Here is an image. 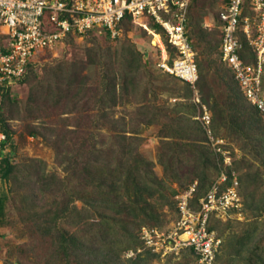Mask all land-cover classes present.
<instances>
[{"label":"trees","instance_id":"trees-1","mask_svg":"<svg viewBox=\"0 0 264 264\" xmlns=\"http://www.w3.org/2000/svg\"><path fill=\"white\" fill-rule=\"evenodd\" d=\"M194 2L189 0L186 24L197 72L194 87L200 103L210 111L212 135L242 152L239 159H231V168L237 175L238 210L244 219L208 217L207 228L220 238L213 264H264V116L243 97L232 71L220 60L216 16L208 32H194L189 15ZM124 22H130L127 16L121 26ZM147 25L159 35L171 60L175 51L162 27L150 19ZM237 39L239 58L252 63L254 53L245 36L238 32ZM71 40L70 36L64 39ZM88 53L96 71L93 79L75 71L69 74L60 62L47 71L46 79L36 82V87L31 85L26 105L34 104L42 113L31 111L27 117L36 121L33 125L42 132L25 117L27 123L18 132V136H42L58 158L61 176L55 171L43 173L33 163L12 164L9 154H4L14 142V131L6 122L11 117L4 111L5 102L11 101L9 89L3 88L6 81L0 84V132L4 134L0 179L9 181L11 194L0 195V222L8 198L14 200L12 203L17 200L23 210L22 222L47 249L46 264H148L158 254L143 248L140 228H160L174 220V196L193 181L195 188L188 204L196 209L198 199L219 172L216 156L195 118L198 105L190 101L193 92L188 83L181 81L179 88L165 86L164 80L155 83L157 77L144 69L141 53L130 44L117 51L89 48ZM27 70H31L30 61L21 77ZM260 89L264 95V67ZM168 91L185 101L171 107L151 103L155 95ZM125 102H136V128L130 130L126 127L130 119L112 117L114 107ZM151 124L158 125L155 160L161 167L160 176L154 172L153 162L138 150L137 127ZM30 167L31 172H26ZM228 168L224 167L227 175ZM19 173L26 183L21 192ZM162 206L173 208L174 217L169 222L160 211ZM137 248L142 250L136 252ZM128 251L133 254L127 256ZM173 257L177 259L170 261ZM166 259L165 264H189L193 251L185 247L177 254H167Z\"/></svg>","mask_w":264,"mask_h":264},{"label":"built area","instance_id":"built-area-1","mask_svg":"<svg viewBox=\"0 0 264 264\" xmlns=\"http://www.w3.org/2000/svg\"><path fill=\"white\" fill-rule=\"evenodd\" d=\"M188 4L189 0H0V34L3 36L0 84L21 77L36 52L64 42L67 36L81 39L90 30L106 34L110 39L118 38L125 16L145 29L144 22L148 19L158 23L175 55L169 60L159 35L149 30L153 38L157 37L153 43L159 52L156 66L190 85L192 99L198 105L195 118L205 130L219 172L198 199L196 209L188 204L195 188L193 181L174 196L177 216L170 221V226L165 230L142 226L139 237L143 248L151 252L177 254L180 249L191 247L193 259L189 264H213L220 238L207 228L208 217L213 215L221 220L234 217L239 212L241 199L230 155L222 147L223 139L212 135L210 113L199 102L194 87L197 78L194 51L186 35ZM216 20L220 60L232 71L243 97L264 116V95L260 89L264 67V0H220ZM203 25L210 28L213 23ZM238 32L245 36L254 53L252 63H243L237 54ZM3 139L4 134L0 132V142ZM225 166L229 167L228 175ZM140 250L142 248H137L136 252ZM132 254L131 251L126 253L127 256Z\"/></svg>","mask_w":264,"mask_h":264},{"label":"rangeland","instance_id":"rangeland-1","mask_svg":"<svg viewBox=\"0 0 264 264\" xmlns=\"http://www.w3.org/2000/svg\"><path fill=\"white\" fill-rule=\"evenodd\" d=\"M193 6L189 8V15L191 16L193 22L194 32H208V28L203 24L205 22L212 23L213 17L220 6V0H194ZM144 22V21H143ZM146 28L138 25L137 23L124 22L121 26V35L118 38L110 39L104 38L103 35L90 32L86 34L85 38H75L69 41H64L55 44L50 49H43L36 52L31 58V70H27L23 77L17 79H12L5 83L4 89H9V94L11 101H6L4 105V111L6 117H11L7 119L6 122L8 127L13 129V143L11 146L6 147L4 154L7 152L10 156V161L15 165H22V163L28 164L33 163L37 165L39 171L43 173L57 172L58 175H62L61 168L59 166L58 158L54 151L49 148L42 136L38 134L36 137L31 136H18V132L23 129V125L27 123L24 117L29 122V124H36V121H32L29 116V112L34 114H41L42 112L37 111L36 105L27 104V94L31 89V85H35L40 81V79H46L47 71H50L51 67H56L60 62L64 63L65 71L69 74L73 71L78 73L79 76H87L89 79L95 77V66L89 61L88 49L92 48L97 50H119L122 47H127L129 44L133 45L134 49L141 53V61L145 65V70L151 72L157 77L155 83H160V80H164L165 86L179 88L183 85L181 80L176 79L172 75H165L158 67L156 62L159 58L158 48L155 38L149 33V27L147 25V20L144 22ZM212 27V26H211ZM192 31L191 28H189ZM218 31L217 29H215ZM218 36V33L216 37ZM3 36L0 34V44L2 43ZM153 39V40H152ZM151 40L153 42H151ZM160 42L162 43L161 39ZM163 44V43H162ZM62 66V68L64 69ZM49 69V70H48ZM37 82V83H36ZM182 93V89H178ZM151 93H148L150 97ZM198 100L200 102L199 96L197 94ZM190 98V101L194 103V100ZM185 101V99L179 97H173V94L168 92H163L155 95L153 104L172 106L173 104ZM51 103V101H50ZM209 111V110H208ZM133 112L132 114H130ZM210 113V111H209ZM135 114V115H134ZM123 116L125 121H130L126 124L129 130L136 128V102H125L124 104H119L114 107L113 118ZM135 116V117H134ZM112 119V118H111ZM264 120V117H263ZM55 121V118L54 120ZM131 122V124H129ZM35 129L42 132L41 128L35 126ZM138 137H140L138 150L144 157L153 162L154 172L160 176L161 167L156 163L155 153L158 145V125L151 124L147 126L140 125L137 127ZM128 130V129H127ZM222 139V138H221ZM225 148L230 159H239L242 152L236 148L233 143L223 139ZM209 145V144H208ZM15 148H14V147ZM209 148L211 149L210 145ZM32 167L28 168L26 172H31ZM18 180L21 181L18 185V189L22 186V190L25 189L26 183L23 182L22 174H18ZM33 179H35L33 177ZM174 186L173 184H171ZM10 183L7 180L0 179V195L4 194L10 197L9 192ZM34 190H37V184L33 185ZM43 196V195H42ZM13 200V199H12ZM12 200L8 198L4 207V215L0 222V264H46L44 258L47 256V249H44V243L39 242L36 238L32 237L29 228L22 222V209L18 207V202L12 203ZM14 201V200H13ZM76 206L79 207L80 203L76 202ZM160 211L165 213V219H170L174 217L173 208L160 207ZM234 218L242 221L244 215L242 212H237L234 214ZM170 223V222H169ZM169 223H164L160 228L154 227L158 230H165L168 228ZM71 229V228H70ZM158 253L157 257H153L149 260L148 264H165L166 256L168 252H154ZM177 257H173L170 261L176 260ZM52 264H64L62 262H54Z\"/></svg>","mask_w":264,"mask_h":264}]
</instances>
